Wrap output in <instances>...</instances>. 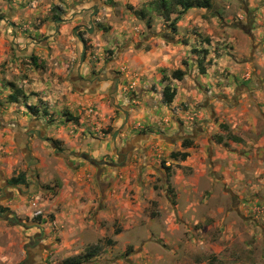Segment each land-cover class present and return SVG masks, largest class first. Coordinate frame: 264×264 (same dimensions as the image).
Here are the masks:
<instances>
[{"label":"crops","instance_id":"0c3cea01","mask_svg":"<svg viewBox=\"0 0 264 264\" xmlns=\"http://www.w3.org/2000/svg\"><path fill=\"white\" fill-rule=\"evenodd\" d=\"M36 1L0 0V22L7 20L11 38L31 27ZM131 1L136 5L153 1L146 8L164 18L157 0ZM237 1L243 0H211L210 8L188 9L177 31L168 35L169 41H150L143 65L130 62L134 69L141 68L124 88L132 91L140 86L136 107L144 115L158 108L167 110L162 114L166 123L161 130L175 131L178 139L157 140L155 128L131 142L115 134L89 137L79 147L65 150L66 162L78 173L76 183L65 182L54 196L51 222H41L38 216L29 222H38L40 227L25 228L0 218V264H43L40 256L63 255L66 260L94 250L91 259H99V264H264V0H244L243 13L253 19L249 31L241 26L244 14L233 19ZM177 15L172 13L173 18ZM18 39L27 38L20 33ZM46 50L48 46H42V53L37 54L50 60ZM84 67L85 78H94L88 59ZM176 69L184 71L182 79L172 76ZM164 76L168 79L163 80ZM116 77L96 78L94 91L109 86L117 91L121 75ZM155 82L156 90L152 89ZM165 85L176 92L170 103L163 101ZM9 86L25 110L27 106L38 109L40 98H50L30 93L26 85ZM152 96L159 99L157 108L147 101ZM144 115L134 116L146 120ZM193 126L194 135L188 132ZM47 138L43 140L49 141L55 153H62L55 148L57 142ZM184 140L190 144L183 146ZM137 151L143 155L140 163L135 161ZM173 152L188 156L173 157ZM83 153L114 167L112 174L117 179L108 182L103 177L101 181L100 171L94 176L83 163ZM71 154L80 160L73 161ZM108 155L114 163H123L104 161ZM8 160L2 167L8 180L3 181L0 209L7 207L5 212H15L23 219L21 209L30 193L26 186L36 191L35 183L26 175V184L11 183L12 176L19 174L14 173L15 163ZM160 160H166L171 173L159 169L169 182L157 186L152 180L158 168L152 164ZM33 161L39 163L38 157L33 156ZM121 177L126 184L119 183ZM153 244L165 249H153Z\"/></svg>","mask_w":264,"mask_h":264},{"label":"rangeland","instance_id":"374dc122","mask_svg":"<svg viewBox=\"0 0 264 264\" xmlns=\"http://www.w3.org/2000/svg\"><path fill=\"white\" fill-rule=\"evenodd\" d=\"M148 5H153V1H143L136 5L131 0H37L32 5L36 17L29 23L31 27L16 32L13 38L10 37L12 33L8 31L7 20L0 22V195L5 185L3 181L8 180L2 167L3 163L5 165L4 160L9 159V163H15V174L26 175L32 185L35 183L36 191L26 186L30 193L21 209L25 222L31 221L30 218L36 220L38 217L36 211H42L39 215L42 218L38 220L44 223L51 222L55 215L51 211L54 196L65 182L75 184V176L78 174L66 162L68 159L65 160L63 153H55L49 141L43 140L42 136L29 139L28 147L23 149L25 140L19 138L17 132L21 128H27L30 123L36 124L41 131L44 129L43 136L55 140L57 142L55 148L62 151L79 147L89 137H109L116 134V137L131 142L132 139H140L145 135L143 133L151 132L155 128L157 131L154 136L158 138L157 140L173 142L178 139L175 131V134H167L161 130L166 123L162 114L163 112L167 114V110L158 108L156 112L146 111L144 115L140 107H136L139 105L136 100H139L140 86H136L137 90L132 91L126 90L123 86L129 85V82L131 84L141 68L139 66L134 69L130 62L133 60L143 65L144 61L148 60L145 51L150 48V41L155 38L169 41L168 35H173L170 22H166L158 13H153L154 9L152 12L151 8L147 9ZM245 6L244 0L235 2L232 7L233 19H236L239 13L244 14ZM136 10H144L146 16H140ZM242 19L241 26L249 31L253 19L250 20L249 15ZM89 20L92 23H89ZM233 23L239 24L235 20ZM77 25L81 26L78 33L83 36L86 43L84 61H81L83 44L75 33ZM20 33L27 39L19 40ZM196 33L199 34L197 29ZM42 46L44 48L48 46L45 53L50 60L43 59L37 54L42 53ZM32 55L38 58L37 62L32 60ZM87 59L91 67H94V78L102 75L101 71L110 78L121 75L118 95L116 90L114 92L111 90V86L94 91L92 87L94 78H89L90 76L87 78L88 81H84L87 80L84 76L87 75L84 67ZM78 74L81 75L80 81H76ZM10 83L26 85L30 93L44 94L50 98L49 100L40 98L38 109L27 106L25 110L20 107L22 100L19 103L9 100ZM80 85L85 86L82 88ZM156 87L155 82L152 89L156 90ZM147 101L153 105L152 108H157L156 104H160L157 96H152ZM131 109L135 111L131 113ZM127 112L128 118L125 121ZM136 114H143L147 119L144 120L141 116L137 118L134 116ZM218 120L219 117L216 118L217 122ZM228 125V123L226 126L223 125V130H227ZM188 132L194 135L195 126ZM27 153L32 158L38 157L39 163L33 164V160H27ZM111 156L108 155V158ZM142 158V153L137 151L135 161L140 163ZM70 159L80 160V157L72 155ZM83 160L85 165L91 167L94 176L96 171H100L101 181L103 177L108 179V182L117 179V175L112 174L115 171L114 167L104 165L97 167L91 165L90 161ZM165 161L160 160L152 164L153 168H158L156 180H152L157 186L169 182L168 179L163 180L165 174H159V169L166 170L163 166V163L167 166ZM119 183L127 182L121 177ZM33 201L36 205L32 203ZM122 241L123 239L120 240V245ZM152 246L156 250L165 249L157 244ZM40 257L42 261H39L43 264H66L63 255ZM99 262L97 258L89 260L86 258L83 264Z\"/></svg>","mask_w":264,"mask_h":264},{"label":"trees","instance_id":"16d2710c","mask_svg":"<svg viewBox=\"0 0 264 264\" xmlns=\"http://www.w3.org/2000/svg\"><path fill=\"white\" fill-rule=\"evenodd\" d=\"M197 6V7H205V8H210L212 6L211 0H157L156 1V7L160 14L164 17L165 20L170 22V28L173 32H176L178 27L177 23L180 20L182 14H184L188 9ZM140 16L145 17L146 13L144 10H136ZM177 12L176 17H172V13ZM32 60H37L36 56H32ZM199 64H202V60H199ZM184 75V71L181 69H176L172 76L177 78V79H182ZM166 79V76L163 77V80ZM15 86L13 85V89ZM176 92L175 90L171 91V87L169 85H165L163 89V101L166 103H170ZM9 100L12 102H18V95L16 94V91L14 90L11 94H9ZM29 108L34 109L33 106H29ZM75 118V117H74ZM190 142L187 140L183 141V146H188ZM173 157H182L186 158L188 156L187 152H173L172 153ZM163 166L166 168L168 175L171 173V167L166 166L165 163H163ZM11 183L13 184H26L27 179L25 175H17V176H12L11 178ZM95 250L94 251H88L87 254L84 256H73L69 257L65 260L66 264H82L86 258H91L95 255Z\"/></svg>","mask_w":264,"mask_h":264},{"label":"water","instance_id":"95a60500","mask_svg":"<svg viewBox=\"0 0 264 264\" xmlns=\"http://www.w3.org/2000/svg\"><path fill=\"white\" fill-rule=\"evenodd\" d=\"M79 28L80 27H76L75 33H76L77 37L80 39V41L83 44V51H82V55H81V61H84V59H85V52H86V43H85V40H84L83 36L80 33H78ZM96 85H97V83H96ZM91 90H93V89H91ZM126 115L127 116H126L125 121H127L128 112L126 113ZM81 156L83 158H85L86 160L90 161L91 163H93L94 165L100 166L98 164V161H96L95 159L89 157V155L83 153V154H81ZM26 159L27 160H33V158L29 156V153H27ZM0 202H1V199H0ZM0 218L6 220L7 222H9L12 225H21V226H23L25 228H32L34 226L40 227V224L38 222H29V221L28 222H25L15 212H3L0 209Z\"/></svg>","mask_w":264,"mask_h":264},{"label":"flooded vegetation","instance_id":"af4514ba","mask_svg":"<svg viewBox=\"0 0 264 264\" xmlns=\"http://www.w3.org/2000/svg\"><path fill=\"white\" fill-rule=\"evenodd\" d=\"M86 53V52H85ZM101 74L102 75H100V76H98V77H95L94 79H93V82L95 81V80H97L96 78H99V79H102V77L103 76H105L106 75V73L104 74L103 73V71H101ZM80 80V78H77V80L76 81H79ZM43 131H41V130H39V128H37V126H36V124H33V123H30L29 125H28V127L27 128H21L20 130H18V132H17V136H19V138H22V139H24L25 140V143H24V145H23V149H25L26 147H28V145H29V143H28V140L29 139H31V137H34V136H42V137H45V136H43ZM47 139H49V138H47ZM50 140V139H49ZM124 150L122 151V154H124ZM62 153H63V155L64 156H66L65 154V152L64 151H62ZM120 155H121V153H120ZM103 160V159H102ZM96 161H98V164L99 165H101V163L103 164V162L101 161H99V160H96ZM104 161H108V162H113L110 158H105L104 159ZM34 161H32V163H33ZM114 163V162H113ZM123 162H121V161H116L114 164L115 165H121ZM2 210V209H1ZM4 210H6V209H3L2 211L3 212H5ZM34 243H36V241L34 242Z\"/></svg>","mask_w":264,"mask_h":264},{"label":"built area","instance_id":"2783aa9c","mask_svg":"<svg viewBox=\"0 0 264 264\" xmlns=\"http://www.w3.org/2000/svg\"><path fill=\"white\" fill-rule=\"evenodd\" d=\"M32 203H33L34 205H36V202H35V201H33ZM41 213H42V211H36V212H35V214H36L37 216H39Z\"/></svg>","mask_w":264,"mask_h":264}]
</instances>
